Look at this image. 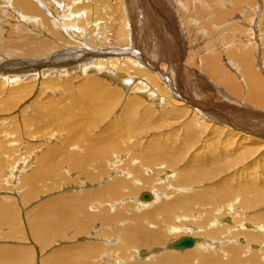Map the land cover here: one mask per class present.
<instances>
[{"label":"rangeland","instance_id":"1","mask_svg":"<svg viewBox=\"0 0 264 264\" xmlns=\"http://www.w3.org/2000/svg\"><path fill=\"white\" fill-rule=\"evenodd\" d=\"M258 1L262 3L259 7L258 17L249 18L248 20L257 19V24L259 23L257 31H264V4L263 0ZM6 2L8 0H0V8H6L5 11H9L12 7L10 8V5ZM169 2L173 3V0H168V6ZM174 3L179 14L178 21H182L180 22L181 27L185 31L181 35V37H184L182 40L186 45H189L187 46L189 54H187L182 63L188 67L186 63L191 56L190 52L194 57V53L200 54L198 57L201 61L205 59L208 53H218L226 71L232 75L235 74L234 77L241 83V76L244 75L241 61L235 55H230L228 51H220L213 46V43H218L215 40L211 41L215 36L213 32L209 30L204 33L201 31L195 32L197 30L194 28H198L197 24L193 23L192 19L185 18V14L189 11L186 4L193 3V1L175 0ZM3 5H6V7H3ZM181 6L185 12L179 9ZM249 8L246 10H252ZM61 17V12H59V17L56 18L57 21L61 22ZM260 17L261 21H259ZM8 18L9 16H7V19L3 18L8 25L7 27L20 22L17 19L11 21ZM248 20L244 26L249 25L251 20ZM97 23L99 24L100 22ZM260 24L263 25L259 27ZM7 27L5 28L9 30ZM115 27H118L117 30ZM90 28L88 34L86 33L87 36L92 30V27ZM111 28L112 31H110ZM126 28L119 18L112 25L111 23L109 24V37L103 41L105 44L107 43V49H119L121 51L122 48L128 47L127 34L122 39ZM188 29L192 32L188 31ZM94 31L91 32L92 37H100L98 35L99 31L97 29ZM216 32L219 34L221 30L216 29ZM258 32L257 34H259ZM5 33H2L4 37L7 36ZM64 35L67 40H70L69 42L72 45L63 43L62 37V39L55 41V44L61 49L57 50L58 52H64L67 48L75 46L76 43L72 41L79 39L78 37H70L71 34L69 33H64ZM74 35L76 36L77 34ZM190 35L193 41H190ZM82 36L84 37H80V41L86 39L85 35ZM211 36L212 39L210 38ZM46 39L47 37H44V40ZM119 39L121 41H118ZM259 39L260 42L256 43L258 49H261L260 51L262 52L257 50V64L259 66L255 65L258 70H261L259 72L264 77L263 32ZM98 41L100 42V40ZM150 43L149 45L150 47L152 45V47L149 52L151 51V53L148 54L152 60L156 58L155 61L158 62L156 63V68H149L152 69V72L150 71L147 75L134 74V70L130 68L128 70L130 76L140 86L148 85H145L147 86V92L145 89L142 92L144 94L142 95L143 99L137 101L139 104L135 103L133 95L139 94L136 91V87H134V91H131L129 90L131 87L127 84L117 83L104 74H99V77L105 81L106 89L117 92V99L101 112H96V117L92 116V120L96 121V123L88 124L84 131L85 138L89 136L90 141L84 140L80 146H71L65 143L63 139L67 138L64 136L67 133L60 130L57 121L50 119L51 110L49 112L45 110L46 113L42 111L44 114L40 116L38 104H45V109L50 108L52 106L51 102L55 99V92L59 88L62 89L64 87L59 85L61 82L74 84L73 87L71 85V89L67 88L68 91L65 93L68 94L66 97L70 93L76 92L77 86L75 85L78 84L77 81H83L89 76V73L82 72L83 68L81 69L82 66L88 64L87 62L68 66V70L61 71L67 72L65 76H61V72L59 75L54 73L45 74L48 72L47 68L41 67V73H37L36 76L31 78L22 77L17 80H11L13 77H7L8 74L0 77V202L5 207L10 208L14 217L10 218L5 226H0V246H9L13 250L18 251L17 264H53L56 256L60 255L57 259L58 263L61 257L68 258L70 254L71 261H64L63 264H155L160 259H166L167 261L173 255L183 256L174 264H203L202 258L206 256L211 257V260H217L221 264H264V238L249 245L246 238L248 229H245L244 226L245 222H247L248 228H251L250 225L252 226V224L253 227H257L256 223H260L261 217L264 215V146L260 148L258 144V140H261H244V135L241 136L243 133L237 134L236 132L222 130L219 127H212L207 122H204L199 113L182 105L176 98L175 93H172L171 90L167 91L164 84H161L162 80L158 72L164 73V71H168L170 63L163 65L166 61L158 57L159 53L163 52L162 44H159L160 40L157 38L154 40L150 39ZM160 45L161 47H159ZM30 46L26 45L22 51ZM198 47L203 52L199 51ZM228 58L229 61L227 60ZM41 59L44 58L41 57L35 60ZM41 65L38 64L36 67L39 69ZM198 70L195 68V71ZM81 73L83 74L82 77ZM12 74L17 73L14 72ZM169 74L172 75L171 73ZM0 75H3L2 72H0ZM154 79H156V84L153 82ZM51 81L53 83L49 85ZM197 85H200V83H197ZM161 86L163 87L161 88ZM245 90L246 88L244 89V97L246 95ZM144 91L146 94L151 93L152 96H147L146 98ZM205 91L213 94L210 89ZM76 98L78 97L74 95L72 100L68 98L67 101L74 104ZM239 99L242 100L239 102L240 108H252L264 112V106H261V109L259 106H252L250 102H245L246 99L244 98L241 99L239 97ZM47 104L50 105L48 106ZM75 110L78 112V109ZM52 112L55 113L53 110ZM243 115L244 113H241V117H244ZM62 119L63 123L67 124L65 118ZM254 122L256 123V121ZM89 128L91 130L88 132ZM190 131H193L191 133L194 134H189ZM113 141H117L119 146H121V152L122 150L124 153L127 152V156L130 157L129 162L117 160V162L113 163V154L109 153L97 154V156L91 157L87 163L82 162V164H75L67 160L65 162L62 161L61 165H58V159L50 160L48 158L51 157H48L44 163H41L42 175L40 178L39 173L37 175L35 173L32 174L36 167H39L40 161L47 156V150L51 152L52 149L60 146L85 156L89 154L87 152L88 147H90L92 152L94 150L100 152L105 148L106 143ZM44 151L46 155L42 153ZM211 151H213L212 154ZM209 153L210 157H208ZM162 156L168 158L171 163L161 159L160 157ZM79 160L83 161L86 159L76 157L72 161L78 162ZM112 172L113 174L117 173L114 179L118 177L131 181L138 179L140 182L142 179L141 173L145 172L146 176L151 177L152 180V183L136 184L135 187L137 188L124 187L122 196L103 198L107 200L94 197L91 201L93 203L91 205L95 206V208L92 206L89 208L92 213L100 216L103 213L106 216L109 214L113 215L116 213V209L120 207L125 214L124 219L116 221L111 218L110 221H107L108 218L105 220L99 218L96 223H92L82 234L79 233L81 227H79L78 223H72L71 225H65V227L60 226L62 229L59 227L56 232L54 231L55 235L50 236V232H47V234L43 232L42 235L38 236L33 225L35 224L34 215L41 206H55L57 201L65 199L68 195H71L72 199L77 201L84 200L86 195H94L101 187L112 182L113 180H107V182L103 180L104 177ZM31 175L37 178L25 179ZM185 177H190L194 181L192 186H185ZM39 179L42 180L39 181ZM155 188L161 193L160 200L151 206L139 208L138 196L144 191ZM224 189L225 193H222ZM199 191L208 192L207 196L210 201L196 203L189 212L180 211L179 214L182 219L179 220L175 217L170 220V224L179 225L183 228L186 224H199L197 222L205 218L211 219L210 222L221 217H225L226 221L233 220L232 224L237 225L235 227L236 230L234 228L230 229L229 234L230 232L231 234L226 238V232L221 230L223 231L221 236L214 238V246L199 245L185 250L165 248L159 251V254H154L147 259L141 255L139 257V250H136L139 249L138 243L126 245L123 243L122 238L114 239L113 234L116 230L123 229L132 222L134 223L136 219L142 223H147L146 214L151 212L152 208L157 207L161 202H168L177 197L191 195ZM65 212L73 213L74 219L77 218V215L83 217L79 209L75 211L74 208L66 207ZM159 216L164 217L165 212L161 211ZM66 217L69 218L70 216ZM227 223L230 224L229 222ZM46 225L41 224V227L44 228ZM149 228L151 229L152 226L149 225ZM216 229H218V226H216ZM263 230L257 231L262 232ZM236 233H239V235H235ZM60 234L63 235L60 236ZM48 235L51 238L55 237L47 239ZM95 236H101L102 240L95 239ZM171 237L172 235L170 234L165 241L154 243L150 246H142L141 249L164 248ZM227 238L228 241L226 240L227 242L225 243L223 239ZM92 243L100 244V247L102 245L104 250L89 256L79 252L81 247ZM236 251L238 252V261H234ZM19 260L20 262L18 263Z\"/></svg>","mask_w":264,"mask_h":264},{"label":"bare ground","instance_id":"2","mask_svg":"<svg viewBox=\"0 0 264 264\" xmlns=\"http://www.w3.org/2000/svg\"><path fill=\"white\" fill-rule=\"evenodd\" d=\"M174 1L175 0H173V3L169 2L168 6V0H121L120 3L119 0H8L6 3H8L12 9L5 11L6 8H0V72L3 74L0 75V77L8 74L7 77H13L11 80H17L22 77L31 78L36 76L37 73H41V67L47 68L48 72L45 74L50 75L49 73H54L55 75H59L61 71L68 70L67 67L70 65H79L80 62H87L88 64L82 66L81 69L83 68L82 72L89 73V76L83 81H77L78 84L75 83L77 84L75 85L77 86L76 92L70 93L69 96L66 97L68 94L65 93L68 91L67 88L71 89L74 84L61 82L59 85L64 87L62 89L59 88L55 92V99L51 102L52 106L50 108L45 109V104H38V113L40 116L44 114L42 111L45 112L46 110V112H49V110H51L50 119L57 121L60 130L67 133V135H64L67 138L63 139L65 143L71 146H80L84 140L90 141L89 136L85 138L84 131L88 124L96 123V121L92 120V116L94 115L96 117V112H101L108 105H112L117 99V92L107 90L105 81L99 77V74L102 73L117 83L127 84L131 87V89H129L131 91H134V87H136V91H138L139 94L133 95V101L139 104L137 101L143 99L142 95L144 94L142 92L144 89L146 91L148 85L145 84L147 86H140L136 80H133L128 70L130 68L134 70V74L147 75L152 70L149 68H156V63H158L155 61L156 58L152 60L148 53H151L149 50L152 47V45L151 47L149 45L151 44L150 39L154 40L157 38L160 40L159 44H162L163 50L159 55L157 54L158 57L166 61L163 65L170 63L168 71H164V73L160 72L161 74L158 72V75L161 76V84H164L167 91L171 90L172 93H175L176 98H178L182 105L199 113L201 118L204 122H207L208 125L219 127L225 131L236 132L237 134L243 133L241 136L244 135V140L260 139L261 141L258 140V144L260 148L263 147L264 112L252 108H240L239 106V102L242 101L239 97L241 99H246L245 102H250L252 106H259V108L264 106V77L263 74L259 72L261 70H258L256 66L258 65V53L256 52L257 50L258 52L261 50L258 49L256 42H260V35L262 32L264 33V31H257L259 24H257V19L248 20L249 18L258 17L259 7L262 3L258 0H192L193 3L186 4L189 11L185 14V18L192 19L191 21L197 24L198 28H194L197 30L195 32L201 31L204 33L208 30L213 32L215 36L213 39L212 36L210 37L212 39L211 41H218V43H213V46L217 47L220 51H228L230 55H235L241 61L244 75L241 76V83H239L236 77H234L235 74L232 75L226 71L223 66L224 63L222 64V61H220L218 53H208L205 59L201 61L198 57L200 54L197 55L194 53V57L190 52L191 56L188 62L185 60L188 67L182 63L187 57V54H189L187 47L189 45H186L182 40L184 37H181V35H183L185 31H183L181 27L180 22L182 21H178L179 14L175 8ZM184 1L186 2L187 0ZM4 6L6 7V5H3V7ZM182 6L179 9L183 10ZM248 7L252 10H246ZM13 12H15L14 14L16 16L12 14ZM59 12H61L62 15L61 22L56 19L59 17ZM183 12H185V10H183ZM7 16H9L8 19L11 21L17 19L20 22L7 27L8 25L5 20H3V18L7 19ZM118 18L122 20L125 28L127 27L126 31L124 30L125 32L122 39H124L125 34H127L129 43L128 47L122 48L121 51L119 49H107V43L105 44V42H103L109 37V24L111 23L112 25ZM247 20L250 21V23L244 26ZM259 21H261V17ZM97 22L100 23L98 24ZM263 24H260L259 27ZM5 27L9 28V30ZM90 27H92L91 32H95L94 30L97 29L100 37H92L91 32L89 34L91 36H87L89 29H91ZM216 29L221 30V32L218 34ZM110 31H112V28ZM188 31L192 32L189 29ZM3 32H7L5 33L7 34L6 37L2 34ZM257 32L259 34H257ZM64 33H69L71 34L70 37H78L79 39L72 41L76 43L75 46L67 48L64 52H58L57 50L61 49L55 44L56 40H60L63 37V43L72 45V43L69 42L70 40H67ZM74 34L77 35L75 36ZM82 35H85L86 39L80 41V37H84ZM44 37H47V39L44 40ZM189 39L193 41L191 35ZM98 40H100V42ZM118 41L121 40L119 39ZM26 45L31 46L22 51ZM159 47H161V45ZM95 48L97 49L95 50ZM198 49L202 51L201 48L198 47ZM183 53L184 56L182 57ZM41 57L44 59L35 60ZM227 60L229 61V58ZM38 64H42L39 69L36 67ZM195 68L199 70L195 71ZM14 72L17 74L13 75L12 73ZM66 73L67 72H61V76H65ZM82 75L81 73V77ZM156 79L153 80L155 84ZM207 81L211 82L208 83ZM52 83L51 81L49 85H52ZM197 83H200V85H197ZM150 85L149 87L152 86ZM162 87L163 86H161V88ZM245 88L247 91L245 90L246 95L244 97ZM208 89H210L213 94L208 93L209 91H205ZM146 92V98L147 96H152L151 93L146 94ZM74 95L78 97L75 103H69L67 99L69 98L72 100ZM75 109H78V112ZM52 110L55 113H53ZM241 113H244V117H241ZM62 118H65L67 124L63 123ZM254 121H256V123ZM90 130L91 128L88 129V132ZM191 132L193 131H190L189 134ZM193 134L194 133H191V135ZM53 146L55 147L54 144ZM213 151H211V154ZM87 152L89 154L83 156L79 155L77 152H72L66 148L57 146L52 149L51 152L47 150V156L44 160L40 161L39 167H36L32 174L35 173L37 175L39 173L40 178L42 175L41 163H44L48 157H51L48 158L50 160H55V158L58 159V161L56 160L58 165H61L62 161L65 162L67 160L75 164H82V162L87 163L91 157L97 156V154L103 155L105 153L113 154V163L117 162V160L120 162L130 161L127 152L124 153L123 150L121 152V146H119L117 141L106 143L105 148L100 152H97V150L92 152L90 147L87 148ZM42 153L45 154V151ZM60 156L62 157L60 158ZM76 157L86 160H79L78 162L72 161ZM208 157H210V153ZM160 158L167 163H171L168 158L163 156ZM53 173L55 174V172ZM141 174L142 179L139 182L138 179L136 181L120 177L114 179L117 173L113 174L112 172L104 177L103 180L106 182L107 180L113 181L101 187L94 195H86L84 200L77 201L72 199L71 195H68L65 199L57 201L55 206H41L34 215L35 224L33 226L35 227V232L38 233V236H40V234L42 235L43 232H46V234L50 232L49 234L52 236L54 234L53 232H56L60 226L65 227V225L78 223L79 227H81L79 233L82 234L92 223H96L99 218L104 220L108 218L107 221H110L111 218L116 221L124 219L125 214L120 207L116 209V213L113 215L109 214L106 216L103 213V215L100 216L92 213L89 208L91 206L95 208V206L91 205L93 204L91 201L94 197L107 200L103 198L122 196L124 187L137 188L135 187L136 184L143 185L144 183H152L151 177L146 176L145 172ZM45 176L47 177V175ZM33 178L36 179L37 177L31 175L25 179L29 180ZM40 180L42 179H39V181ZM184 183L186 184L185 186L189 187L193 185L194 181H192L190 177H185ZM145 193H149L151 197L145 199L143 197ZM207 193L208 192L199 191L191 195L177 197L168 202H161L157 207L152 208L151 212L146 214L145 218L147 223H142L136 219L134 223L132 222L127 224L123 229L116 230L113 237L114 239L118 237L122 238L123 243L126 245L138 243L139 249L136 250H139V257L141 255L143 258L147 259L151 258L154 254H159V251L165 248L171 250H185L170 248L173 242L185 236H191L195 239V247L199 245L214 246V238L216 236L220 237L224 231L227 234L225 238L229 237L231 234V232L229 234V230L237 227V225L232 224L233 220L226 221L225 217H221L210 222L211 219L208 220L205 218L197 222L199 224H186L183 228L179 225L170 224V220L175 217L179 220L182 219V216L179 214L180 211L189 212L196 203L210 201ZM222 193H225V189ZM160 197L161 193L156 188L144 191L138 196V206L139 208L151 206L158 202ZM1 203L2 202H0V226H5L8 224L9 219L14 217L10 208L5 207V205ZM66 207L74 208L75 211L79 209L83 217L77 215V218L74 219L73 213L65 212ZM161 211L165 212L164 217L159 216ZM66 216L70 217L68 218ZM246 223L247 222H245V224ZM41 224L47 225L43 228ZM245 224V229H248L246 238L249 245L254 241L264 238V215H262L260 223H256L257 227H253V224L251 226L250 223L249 225L251 228H248L247 224ZM149 225L152 226L151 229ZM216 226H218V229H216ZM256 229H262L263 231L259 232ZM239 233L235 235H239ZM170 234L172 237L164 248L155 247L152 250L141 249L142 246H150L151 244L165 241ZM62 235L60 234V236ZM50 236L48 235L46 238L53 239L55 237L51 238ZM95 239L102 240L101 236H97ZM223 240L226 243L228 238ZM99 245L97 243L85 245L80 248L79 252L87 256L101 252L104 249L102 245L101 247ZM17 253V250H13V248L9 246H0V264H17ZM237 253L236 251L234 254V261H238ZM70 255L68 256L69 259L61 257L58 263L57 259L60 255L58 257L56 256L53 264H63L64 261H71ZM181 257L183 256L173 255L170 256L167 261L166 259H160L155 264H174ZM19 262L20 260L18 263ZM202 262L203 264H221L217 260H211V257L208 256L203 257Z\"/></svg>","mask_w":264,"mask_h":264},{"label":"water","instance_id":"3","mask_svg":"<svg viewBox=\"0 0 264 264\" xmlns=\"http://www.w3.org/2000/svg\"><path fill=\"white\" fill-rule=\"evenodd\" d=\"M145 199L150 198V194L149 193H145L143 196ZM195 239L191 236H185L182 237L181 239H179L178 241L173 242L170 245V248L172 249H187V248H191L195 245Z\"/></svg>","mask_w":264,"mask_h":264},{"label":"clouds","instance_id":"4","mask_svg":"<svg viewBox=\"0 0 264 264\" xmlns=\"http://www.w3.org/2000/svg\"><path fill=\"white\" fill-rule=\"evenodd\" d=\"M91 210V209H90Z\"/></svg>","mask_w":264,"mask_h":264}]
</instances>
